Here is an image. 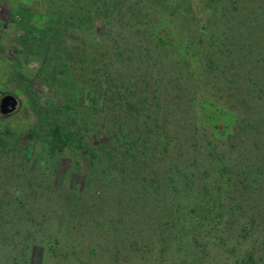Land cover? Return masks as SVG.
Returning a JSON list of instances; mask_svg holds the SVG:
<instances>
[{"label": "rangeland", "instance_id": "1", "mask_svg": "<svg viewBox=\"0 0 264 264\" xmlns=\"http://www.w3.org/2000/svg\"><path fill=\"white\" fill-rule=\"evenodd\" d=\"M53 13L92 23L75 52L109 33L121 108L137 107L124 117L101 83L85 88L93 163H37L36 123L66 122L56 107L74 94L69 75L37 80L39 40L21 39ZM5 95L18 104L0 114L15 135L0 146V264H264V0H0Z\"/></svg>", "mask_w": 264, "mask_h": 264}, {"label": "trees", "instance_id": "2", "mask_svg": "<svg viewBox=\"0 0 264 264\" xmlns=\"http://www.w3.org/2000/svg\"><path fill=\"white\" fill-rule=\"evenodd\" d=\"M212 1L216 2V0ZM59 6L60 5L55 3L54 8H52L54 13L58 12L56 8H60ZM45 22L46 24L43 28L38 29L35 32L28 30L21 36L23 44H27L29 43L28 41H33L35 38H38L39 40V44L34 45V48L42 57V63L38 69L36 78L43 83H49L51 85L54 83L56 85L58 78L62 75H69L72 77L71 89L74 91V94H72V100L70 98L71 105H68L65 102L63 106L56 107L60 112L67 111L68 114H71V118L66 122H56L53 126L49 125L47 129H44V126L42 127V119L36 123L34 133L39 137V131L44 132V137L41 139L42 142L40 145V152L38 153L39 158L37 159V163L41 166H47L48 162L51 160V156H57L65 150L70 151L72 156L80 154L88 155L90 156L91 163H93L92 160L96 155L94 150L95 146L87 140V137L89 135H94L92 131L94 128L89 121V116L93 115V112L95 113L98 108L96 106L89 107L84 104L83 91L85 88L91 84L99 82L102 84L101 96L107 101V103L111 104L112 109L110 108L109 110H114L117 114L122 112L124 117L129 116L130 111H137L136 106L132 107L129 106V104L126 109L121 108L120 102L123 99L122 84L120 82L119 84H116L118 80L114 77L115 75L113 71L115 70V65L119 63L122 52L118 49H113L112 46H107V43L115 44L113 39L108 38L109 33L104 34L103 39H98L95 36L91 37L85 42V44H81L83 45L82 48H79V50L75 52L74 49H71L70 43L73 40L77 41L79 39L78 36L74 37L73 34L76 31L90 30L92 28V23H90V26L81 23L79 24L78 22H74L73 16H69L67 19L60 21L57 14L50 16ZM16 24H19L20 26V22H16ZM22 27L23 26L19 27L20 31H22ZM99 46L102 47V51H97V53L93 52V50ZM87 49H91L92 52H88ZM82 56L86 57V59L82 60ZM53 59H55V61L57 59V61H59L58 64L54 62V65L52 66L51 62ZM82 72H84V77ZM49 78H51L53 82H50ZM27 90L30 89L27 88ZM66 95L67 97L70 95L69 90H67ZM105 103L106 102L102 104L101 102V105H105ZM105 108L107 109L108 107ZM218 112L221 113L220 111ZM227 114L229 113L223 115L229 119ZM84 117L89 122L88 126L83 128L82 126L74 125L75 120ZM116 118L121 120L119 115H117ZM215 119L216 117L212 118L213 121ZM214 128L218 131V124H216ZM9 134L13 137L15 136L14 133L11 134L6 131L0 132V146L4 141L10 138ZM28 136L31 137V134ZM28 138L27 140L25 139L26 144L24 152L26 157H28L29 151L27 142L32 141V139L30 140Z\"/></svg>", "mask_w": 264, "mask_h": 264}, {"label": "water", "instance_id": "3", "mask_svg": "<svg viewBox=\"0 0 264 264\" xmlns=\"http://www.w3.org/2000/svg\"><path fill=\"white\" fill-rule=\"evenodd\" d=\"M17 99L13 95H5L0 100V114L8 116L15 112L17 108Z\"/></svg>", "mask_w": 264, "mask_h": 264}, {"label": "flooded vegetation", "instance_id": "4", "mask_svg": "<svg viewBox=\"0 0 264 264\" xmlns=\"http://www.w3.org/2000/svg\"><path fill=\"white\" fill-rule=\"evenodd\" d=\"M2 99V98H1Z\"/></svg>", "mask_w": 264, "mask_h": 264}]
</instances>
